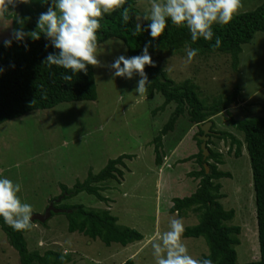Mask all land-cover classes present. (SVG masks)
I'll return each mask as SVG.
<instances>
[{"label":"rangeland","instance_id":"1","mask_svg":"<svg viewBox=\"0 0 264 264\" xmlns=\"http://www.w3.org/2000/svg\"><path fill=\"white\" fill-rule=\"evenodd\" d=\"M263 2L242 0L244 7L240 13L255 10ZM136 5L139 11L136 20L141 25L148 21L145 17L150 14L151 0H136ZM16 12L17 8L12 7L8 14ZM10 38L12 19L4 15L0 17V42ZM188 50L149 54L174 83L193 81L204 103L210 104L237 89L241 94L236 105L229 107L232 117L245 120L264 116V33H256L250 43L242 46L237 70L232 69L227 54H197L188 62ZM120 55L130 58L117 38L98 45L97 56L102 66L93 67L96 100L61 103L0 125V178L20 184V200L31 205L32 214H42L60 196L63 187L70 190L83 182L88 173H98L109 160L131 155V160H124L120 181L101 184L104 187L101 194L108 202H100L85 192L61 202L109 210L118 225L138 231L143 238L125 247L118 243L107 246L99 239L69 233L65 214L56 213L45 224L35 223L24 235L29 251H55L69 258L68 264H122L128 259L134 264H155L152 243L169 230L172 219L182 220L184 229L198 223L195 215L180 218L169 213L172 199L187 197L197 187L198 181L189 173L198 170L199 165L194 159L183 163L181 159L198 152L194 139L198 129L189 123L186 115L180 116L173 130L162 137V163L156 165L152 141L175 105L154 112L163 103L161 95L148 99L147 92L144 95L136 92L138 75L132 79L115 77L111 64ZM246 96L254 101L245 104L242 101ZM214 118V131L229 132L243 141V133L227 122L224 112ZM211 141L209 147L219 152L224 161L218 168L231 174V178L219 180L224 195L220 203L225 210L234 211L230 224L241 230L240 244L235 248L237 263L257 261L260 252L256 205L245 145L241 146V155L235 158L233 148L228 152V141L215 137ZM182 239L193 258L201 259L208 254L204 238ZM0 264H20L1 228Z\"/></svg>","mask_w":264,"mask_h":264},{"label":"trees","instance_id":"2","mask_svg":"<svg viewBox=\"0 0 264 264\" xmlns=\"http://www.w3.org/2000/svg\"><path fill=\"white\" fill-rule=\"evenodd\" d=\"M50 5L51 0H31L29 4L17 3L16 13L5 14L8 19H12V38L8 39L12 40V44L7 47L4 44L6 40L0 42V69H3L0 72V125L32 111L51 109L61 103L94 101L97 98L92 66H88L87 74L83 72L73 74L70 70L44 63L49 53L58 54V50L42 33L39 40H33L30 36H25L24 41L13 39V31L21 28L17 22L18 18L24 21L25 33L35 31L40 14ZM125 7H130L131 19L127 23L121 17L122 10L111 15L105 14L100 22L98 45L117 38L125 45L129 57L141 55L144 47L149 44V53L164 51L176 53L185 48L198 49L199 55L207 53L229 55L232 69L237 70L242 46L250 43L256 33H264V2L255 10L235 16L227 25H214L215 35L211 41L199 38L196 42L191 40V34L186 27H177L170 19L164 33L158 39H153L148 31L149 20L141 24V31L136 29V18L139 14L136 0H127ZM11 9L10 6L9 11ZM216 37L221 41L218 47H214ZM145 72L150 82L146 86L147 98L152 99L155 94L163 97L162 105L154 112L164 111L170 104L175 105L167 122L152 141L155 164L159 166L162 163V137L173 130L180 116L186 115L189 123L198 129L194 135L198 152L182 160L183 163L194 159L199 165L198 170L189 173L190 177L198 181L197 187L187 197L172 199L169 208V213L180 218L192 214L198 219L197 224L184 229L182 237L204 238L208 254L201 259H211L212 264H239L235 248L240 244L238 236L241 230L239 226L230 224L234 218V211L225 210L220 203L224 195L221 193L222 186L219 180L231 178V174L218 168L224 164L222 155L213 151L209 145L212 143V137L228 141V152L233 148L235 158L241 155V146L245 145L252 171L260 255L257 261L243 264H264V116L245 120L234 119L229 107L236 105L239 94L237 89L206 104L200 99L198 86L193 81L187 79L176 84L157 64L155 67L146 66ZM62 74L71 75L72 81L63 80ZM223 112L227 122L243 133V141L229 132L213 130L212 117ZM207 121L212 122V127L206 142L209 155L203 159L201 141L197 135L202 134L200 126ZM131 157L121 155L109 160L98 173H88L87 178L76 183L72 189L62 188V193L55 199L59 201L54 202V207L65 210L69 233L77 232L92 240L99 239L107 246L118 243L125 247L142 240L143 236L138 231L118 225L117 218L109 210L87 209L81 204L65 205L61 202L81 192L95 196L100 202H108L109 200L101 194L104 191L101 184L110 180L120 181L124 175L121 169L125 168L124 160H131ZM204 164L207 165L208 172ZM35 223L38 222L31 224ZM0 228L9 245L16 251L20 264L70 263L69 258L52 250L43 253L29 251L24 237L29 230L17 231L5 223L2 217ZM122 264H134V261L128 259Z\"/></svg>","mask_w":264,"mask_h":264},{"label":"clouds","instance_id":"3","mask_svg":"<svg viewBox=\"0 0 264 264\" xmlns=\"http://www.w3.org/2000/svg\"><path fill=\"white\" fill-rule=\"evenodd\" d=\"M17 3L29 4L31 0H0V17ZM126 4L127 0H51L47 11L39 16L37 30L25 33L24 21L18 18L21 28L13 31V39L24 41L25 36H30L33 40H39L42 33L58 50V54L49 53L44 63L70 70L73 74H87L88 66H102L97 56L101 20L105 14L111 15L122 10L123 21L129 22L130 7H125ZM243 7L242 0H151L150 14L145 19L150 21L148 31L153 39H158L164 33L170 19L173 25L186 27L193 42L199 38L211 41L215 35L213 26L229 24ZM136 29L141 31L142 26L137 24ZM220 42V38L216 37L214 47H218ZM4 44L10 47L12 40H6ZM149 46L144 47L141 55L130 58L120 55L111 64L115 77H140L135 89L140 95L146 93V86L150 83L145 72L146 66L155 67L148 52ZM198 51H187L188 62ZM62 79L71 82L72 76L62 74ZM20 191V184L0 178V217L17 231L30 230L32 207L20 200ZM183 232L182 220L172 219L169 230L160 235L158 242L152 243L155 264H212L211 259H196L189 254L182 239Z\"/></svg>","mask_w":264,"mask_h":264},{"label":"water","instance_id":"4","mask_svg":"<svg viewBox=\"0 0 264 264\" xmlns=\"http://www.w3.org/2000/svg\"><path fill=\"white\" fill-rule=\"evenodd\" d=\"M211 125H212L211 121H207L204 124H202L200 126L202 134L197 136L198 140L201 141L200 149H201L202 154H203V159H206V157L209 155V151H208V148L206 146V142L208 141L209 135L211 133L210 132ZM204 167H205L206 172H208V167H207L206 164H204ZM58 201H59V199L56 200V202H58ZM54 202L55 201H52V202L49 203V205L45 209L44 213H42V214H32L31 223H34V222L44 223L51 217L52 214L64 213L65 212V210H63V209L55 208L54 207Z\"/></svg>","mask_w":264,"mask_h":264},{"label":"crops","instance_id":"5","mask_svg":"<svg viewBox=\"0 0 264 264\" xmlns=\"http://www.w3.org/2000/svg\"><path fill=\"white\" fill-rule=\"evenodd\" d=\"M242 53V52H241ZM241 94V93H240ZM240 94H239V97H240ZM247 98L246 99H248V100H246V99H243V101L242 102H245V104H251L254 100H252V98H250V97H248V96H246ZM245 100V101H244ZM252 101V102H251ZM215 117V116H214ZM214 117H212V120H213V122H214V120H215V118ZM192 126H194V127H196L195 125H192ZM193 127V128H194ZM196 154V151L194 152V153H192L191 154V156L192 155H195ZM183 159H186V158H183ZM183 159H181V160H183ZM34 225V224H33ZM32 225V227L31 228H34L35 226H33ZM41 243V241L40 240H38V246L40 247V244ZM64 252H66V251H64Z\"/></svg>","mask_w":264,"mask_h":264}]
</instances>
